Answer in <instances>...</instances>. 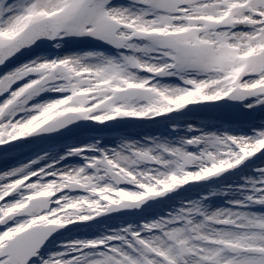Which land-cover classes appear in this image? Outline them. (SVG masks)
<instances>
[{
    "label": "snow or ice",
    "instance_id": "snow-or-ice-1",
    "mask_svg": "<svg viewBox=\"0 0 264 264\" xmlns=\"http://www.w3.org/2000/svg\"><path fill=\"white\" fill-rule=\"evenodd\" d=\"M45 44L63 54L0 75L5 155L85 121L163 117L171 138L93 137L0 171V264H264V126L177 123L189 106L264 109V0H0V66Z\"/></svg>",
    "mask_w": 264,
    "mask_h": 264
},
{
    "label": "rangeland",
    "instance_id": "rangeland-1",
    "mask_svg": "<svg viewBox=\"0 0 264 264\" xmlns=\"http://www.w3.org/2000/svg\"><path fill=\"white\" fill-rule=\"evenodd\" d=\"M81 47H84L83 45H77V44H70L65 46V50H79ZM45 51H41L36 55H40V54H63V52H58L57 50L53 49L50 45L46 46L44 48ZM35 55V56H36ZM34 56V57H35ZM33 57L22 61L21 63L14 65L13 67H10L7 71L15 68L16 66L32 59ZM7 71L3 72L0 75H3L4 73H6ZM15 87V86H14ZM0 99H3V97H0ZM190 108H192V111L186 112L183 116H181L179 118V120L177 121L179 127L182 129L183 127V121L186 118H190L191 120L194 119V121L198 122V123H203L202 119L203 118H207L208 122V130L210 131H217L218 130V123L213 124L212 118L214 116V110L218 109L219 111H223L222 117H216V119L221 123L220 120H230L229 122H237L238 124H240L241 126L243 125L241 120L247 121V119L249 120L250 117H252L255 113L258 112H263L264 113V109L261 108H256L254 110H248L243 108L242 106H237L235 103H229L228 105H224V102L221 101L219 102V106L216 107H202V106H189ZM209 111H211L212 113H210ZM209 115L212 116V118L209 117ZM193 118V119H192ZM239 118V119H238ZM243 118V119H241ZM215 119V118H214ZM139 123L141 124V126H143V129H140V131L138 133H135L132 137L133 139H141L144 137H152V136H159V135H169L171 138V125H166L165 122V118L163 117H159L156 118V122H152V121H140V120H135V119H128L122 123H120L119 125L116 126V130H108L105 131L103 133H78V134H74L73 137L65 139V140H60V142H58L59 140H45V141H39L36 143H31L29 145H20L17 148L12 149L11 151H9L6 155L1 152L0 154V161H3L5 164L7 163L6 166L3 165V168L0 171L6 170L8 167H12V166H18L21 162H28V160L30 158H34L35 154L37 152H40L43 149H49L52 150L53 147L55 148H59L61 145L65 144V143H74V144H87L90 143L92 141L93 137H99L103 143H105L107 146L111 147L114 145V143H119V139L121 137H127L128 139L131 137L130 133H134L133 131H131L130 127H134L136 126V124ZM138 124V125H139ZM194 124V123H191ZM137 125V126H138ZM184 130V129H183ZM246 132H250L249 130H247ZM181 135H187V132L184 130L183 132L180 133ZM131 139V138H130ZM44 146L43 149H40L41 146ZM71 163H77L78 162V158L73 159L70 161ZM255 165L256 166H261L264 165V162L260 161V160H256L255 161ZM247 173V170H246ZM233 179H239V177H230L228 182H231V180ZM200 189L197 188H193L190 189L189 191H187L186 193H183L182 196L185 197H190L191 198H195L197 196V193L200 192ZM189 193V194H188ZM191 193H194V195H191ZM215 202H222V198L221 199H216L214 201ZM171 202H168L165 205H159V206H155L153 209H155V212L150 213L149 211L145 212V213H125V214H121V213H114L112 214V216L110 218H103L101 220V224L99 226L94 225L92 228H80V229H76L72 232L67 233L66 235L59 237L58 239H67L70 238L72 236H84V235H91L93 232L98 230V227L103 228V227H107V226H119L121 224H123L125 221H136L138 220L142 215L143 216H148V215H152L158 211H160L161 209L167 210L168 205ZM92 223V222H89ZM51 247V246H50Z\"/></svg>",
    "mask_w": 264,
    "mask_h": 264
},
{
    "label": "bare ground",
    "instance_id": "bare-ground-1",
    "mask_svg": "<svg viewBox=\"0 0 264 264\" xmlns=\"http://www.w3.org/2000/svg\"><path fill=\"white\" fill-rule=\"evenodd\" d=\"M210 113H212L211 111H209ZM214 116L212 118L211 115H209L210 118H212V123L215 124V123H218L219 124V128L218 130H223V129H231V130H235V131H238V132H246L247 130L251 131L252 128H259L261 126H264V113L263 112H258V113H255L252 117H250V119L247 121H244V120H241L243 125L241 126L240 124H238L237 122H229L230 120H220L221 123L216 119V117H222V114H223V111H219L218 109L214 110ZM215 118V119H214ZM193 119V118H192ZM239 119V118H238ZM243 119V118H241ZM207 121V118H203L202 119V122L203 123H198L196 121L191 120L190 118H186L184 121H183V127L182 129H184L186 132H187V125L191 124V123H194V124H191L193 125V127L195 129H202L204 131H210L208 130L207 126H208V122H205ZM137 123L136 126L134 127H130L131 131H133L134 133H130V138L133 139V135L135 133H138L140 131V129H143L144 127L141 126V124ZM138 125V126H137ZM198 134V133H197ZM187 135H191V133H188L187 132ZM129 138V139H130ZM46 146V145H44ZM44 146H41L40 149H43ZM3 165L6 166L7 163L5 164L3 161H0V170L3 168ZM186 193V192H184ZM218 199H221V198H218ZM220 205V204H219ZM150 213L152 212H155V209H151L149 211Z\"/></svg>",
    "mask_w": 264,
    "mask_h": 264
},
{
    "label": "water",
    "instance_id": "water-1",
    "mask_svg": "<svg viewBox=\"0 0 264 264\" xmlns=\"http://www.w3.org/2000/svg\"><path fill=\"white\" fill-rule=\"evenodd\" d=\"M88 122L91 123V124H93V125H99V124H97L95 122H91V121H88Z\"/></svg>",
    "mask_w": 264,
    "mask_h": 264
}]
</instances>
